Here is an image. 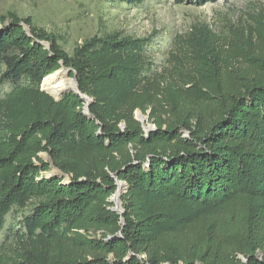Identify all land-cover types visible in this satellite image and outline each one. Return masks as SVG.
<instances>
[{"label":"trees","instance_id":"obj_1","mask_svg":"<svg viewBox=\"0 0 264 264\" xmlns=\"http://www.w3.org/2000/svg\"><path fill=\"white\" fill-rule=\"evenodd\" d=\"M0 23V85L11 86L0 97V229L31 207L7 229L0 264H264L261 22L223 41L194 26L162 69L154 36L96 34L68 53L28 17ZM251 38L255 54L243 46ZM62 63L88 114L80 94L41 90ZM137 109H150L154 129ZM51 166L59 176L44 175Z\"/></svg>","mask_w":264,"mask_h":264},{"label":"rangeland","instance_id":"obj_2","mask_svg":"<svg viewBox=\"0 0 264 264\" xmlns=\"http://www.w3.org/2000/svg\"><path fill=\"white\" fill-rule=\"evenodd\" d=\"M10 13L20 18L28 17L36 27L54 34L68 53L77 44L96 34L118 31L134 38L154 36L150 53L155 68L162 69L170 66L168 59L174 37H185L194 26L206 25L215 32L220 41L232 37L244 39L249 30L254 32V27L259 22L264 25V0H217L203 5L151 0L139 6L111 0H0V18L8 17ZM25 29L28 31L27 26ZM254 41L251 38L249 45L243 43L244 48L251 54L256 51ZM70 73L68 72L69 77L73 78ZM10 88L9 84L0 85V97ZM134 116L144 130L155 128L150 109L145 113L137 109ZM180 132L187 135L185 131ZM40 157L49 161L46 153H40ZM52 172L60 175L53 166L44 175ZM64 180H67V176ZM122 186L121 193L126 190L124 183ZM118 204L121 209L120 200ZM30 209L31 207H26L17 212L14 210L5 216L4 227L0 229V243L7 229L18 228V221ZM258 256L261 257L262 253L258 252ZM238 257L241 260L245 258L243 255Z\"/></svg>","mask_w":264,"mask_h":264},{"label":"bare ground","instance_id":"obj_3","mask_svg":"<svg viewBox=\"0 0 264 264\" xmlns=\"http://www.w3.org/2000/svg\"><path fill=\"white\" fill-rule=\"evenodd\" d=\"M42 89L49 93L54 98H59L63 93L75 90L76 89V81L74 78L69 77L68 70L61 67L56 70L53 74H50L46 78L43 79ZM123 183L118 186V196L114 199L115 202L118 203L119 195L121 193V189ZM118 204V210H119ZM121 210V209H120Z\"/></svg>","mask_w":264,"mask_h":264},{"label":"water","instance_id":"obj_4","mask_svg":"<svg viewBox=\"0 0 264 264\" xmlns=\"http://www.w3.org/2000/svg\"><path fill=\"white\" fill-rule=\"evenodd\" d=\"M185 4H189V1H186L185 2ZM62 66L61 67H63V68H65V69H67L68 70V72H71L72 70H71V68H68V67H65L64 65H63V63L61 64ZM55 72V71H54ZM53 72V73H54ZM53 73H51V74H53ZM50 75V74H49ZM48 75V76H49ZM47 77V76H46ZM73 78L75 79V77L73 76ZM42 82H43V80H42ZM42 82H41V86H40V88H41V90L42 91H44V92H46L45 90H43L42 89ZM70 91H73V92H75V93H78V94H80L81 95V98L83 99V100H85L86 101V106H85V113L86 114H88L89 113V101L91 100L90 98H88L87 96H85V95H83V94H81L80 92H79V89H78V87H77V83H76V89L75 90H70ZM47 93V92H46ZM66 93V92H65ZM65 93H63L62 95H64ZM47 94H49V93H47ZM50 95V94H49ZM61 95V96H62ZM51 96V95H50ZM60 96V97H61ZM53 97V96H52ZM59 97V98H60ZM54 98V97H53ZM59 98H54V99H59ZM146 132H148V130H145ZM122 182L121 181H119V180H117L116 181V185H117V188H116V191H115V193L110 197V200L114 203V207H113V210L114 211H117V212H121V210L119 209L118 210V203L117 202H115V198H116V196H118V186L121 184Z\"/></svg>","mask_w":264,"mask_h":264}]
</instances>
